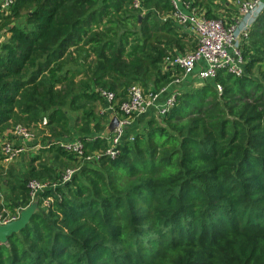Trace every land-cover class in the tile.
<instances>
[{
  "label": "trees",
  "instance_id": "trees-1",
  "mask_svg": "<svg viewBox=\"0 0 264 264\" xmlns=\"http://www.w3.org/2000/svg\"><path fill=\"white\" fill-rule=\"evenodd\" d=\"M136 1L15 0L2 13L0 160L15 124L46 117L50 134L27 175L0 172V207H28L33 178L56 185L36 196L50 199L46 209L0 245V264H264V10L243 36L244 74L186 83L172 60L197 36L174 18L173 0ZM192 1L227 25L240 15ZM136 83L175 101L130 117L112 157L105 137L91 138L128 116L121 105ZM99 88L116 93L100 118ZM73 137L100 157L57 143ZM72 161L80 169L63 182Z\"/></svg>",
  "mask_w": 264,
  "mask_h": 264
},
{
  "label": "built area",
  "instance_id": "built-area-1",
  "mask_svg": "<svg viewBox=\"0 0 264 264\" xmlns=\"http://www.w3.org/2000/svg\"><path fill=\"white\" fill-rule=\"evenodd\" d=\"M14 1L0 0V17L2 13L10 9ZM173 3L176 8L173 15L174 18L178 23L187 26V29L194 32L197 35L199 43L195 50L176 55L172 63L184 68L185 75L192 74L195 71L196 76L201 80L216 77L217 72L221 69H226L237 75L244 74L246 61L242 47L243 36L246 35L247 29L255 21L257 15L264 10V0H236L240 15L230 25H227L223 19L210 18L204 13L198 12L197 8L193 6L192 0H173ZM139 4L140 1L137 0L135 5L138 6ZM218 87L220 88L219 85ZM165 91H167V88L162 89L156 94H145L140 84H133L129 88L127 100L121 105V109L128 116L119 120V124L113 129L110 135L99 134L93 136L91 139H95L98 136L105 137L109 142L105 153L115 157L119 152L117 146L122 140L125 128L131 123L130 117L146 112L150 107H157L158 111L165 114L169 107L174 104L176 95L174 92H171L167 96L164 103L159 102L161 95ZM99 93L106 100L108 110L112 111L113 104L116 100V93L113 90L105 88H101ZM47 121L45 117L41 122L42 125H45ZM10 132L23 142L29 141L34 137L31 127L23 123L15 124ZM57 143L64 149L86 160L98 159L101 155L99 152L86 155L85 145L81 139L59 140ZM23 150V146H16L7 139L2 143V152L4 159L7 161L13 160ZM74 173L75 170L68 169L63 174L62 181L66 182L71 180ZM48 186L47 183L39 179H31L28 182L31 203ZM49 202L50 199L45 198V205H48ZM24 208L26 207H18L16 212L12 213L6 207H0V223L5 224L19 218ZM2 243L0 240V245Z\"/></svg>",
  "mask_w": 264,
  "mask_h": 264
},
{
  "label": "rangeland",
  "instance_id": "rangeland-1",
  "mask_svg": "<svg viewBox=\"0 0 264 264\" xmlns=\"http://www.w3.org/2000/svg\"><path fill=\"white\" fill-rule=\"evenodd\" d=\"M232 2L234 3L235 0H232ZM223 3H224V1H223ZM1 35H2V32H1L0 36ZM80 75H83V74H80ZM190 76H191V74L184 76L183 80L187 79L186 83H190V82L196 83V82L202 81L197 76H195V74H193V78L191 79L192 81H190L189 80ZM186 83H185V85H186ZM100 90H101V88L98 89L99 92H100ZM104 100L105 99L103 98V101L95 100V102H94V106H95L98 118L102 117V115L104 113H107L106 111L102 112L107 106L106 104H104ZM83 109L84 108H81L78 113H81V111ZM154 113H156V112H154ZM76 115H77V113L75 114V112H74L72 114V118L75 119ZM28 126L31 127V130L34 133V137L29 141L23 142L20 138H17L14 135L11 136L12 139L9 141L11 143L15 144L16 146H23L24 150L21 153H19L18 155H16L13 158V160L7 161L4 159V157H3V159L0 160V165H1L0 172L2 174L11 173L13 175L12 177H14V175H17L18 177H24L25 175H27V173L29 171V167L32 165L33 157L38 155L39 153L43 152L42 138L44 137V135L50 134L48 128L44 129V125L43 126H41V124L35 125L34 123L28 124ZM73 138H76V137H73ZM1 151H2V145H1ZM35 163L37 164L38 162H35ZM70 164L71 165L66 166L64 169L62 168L64 173L68 169H73V170H75V172H77L80 169V164L79 163L76 164V161H72ZM41 181H43L49 185L51 184L50 183L51 181L49 179L41 180ZM50 187L51 188L54 187V183L51 184ZM8 197H9V194H8L7 190L5 189V187L0 188V204H3V203L5 204L6 201L9 199ZM44 200H45V197H43V200H40V199L38 201L34 200L35 202L37 201L36 202V206H37L36 209L39 208V209L43 210L46 207ZM7 209L9 210V208H7Z\"/></svg>",
  "mask_w": 264,
  "mask_h": 264
},
{
  "label": "water",
  "instance_id": "water-1",
  "mask_svg": "<svg viewBox=\"0 0 264 264\" xmlns=\"http://www.w3.org/2000/svg\"><path fill=\"white\" fill-rule=\"evenodd\" d=\"M118 124H119V120L117 119V117H113L109 127L111 130H113ZM36 202L34 201L28 207L22 209L19 218L14 219L5 224L0 223V240L3 243H6L8 241V238L12 233L21 230L23 227L27 225V223L30 221L33 212L37 208Z\"/></svg>",
  "mask_w": 264,
  "mask_h": 264
},
{
  "label": "crops",
  "instance_id": "crops-1",
  "mask_svg": "<svg viewBox=\"0 0 264 264\" xmlns=\"http://www.w3.org/2000/svg\"><path fill=\"white\" fill-rule=\"evenodd\" d=\"M223 1L225 2L226 0H213V2H215V5L213 6L212 5V8L214 9V10H217L216 8H217V4H224V5H226L227 6V8H229V7H232V8H234V9H237L238 7H237V4H236V0H235V2L233 3L232 2V0H229L230 1V3L229 2H227L226 1V3H223ZM185 31H187L188 33H192V34H195L194 32H192V31H190L189 29H187V30H185ZM196 35V34H195ZM197 36V35H196ZM193 74H195V76H196V73H195V71L191 74V76H190V78L191 77H193ZM165 102L166 101V99L164 100V98H161V102ZM163 102V103H164ZM41 124V126H43L42 125V123H40Z\"/></svg>",
  "mask_w": 264,
  "mask_h": 264
}]
</instances>
